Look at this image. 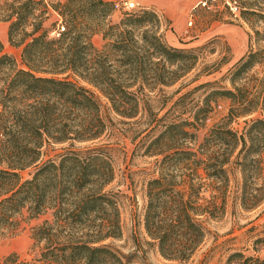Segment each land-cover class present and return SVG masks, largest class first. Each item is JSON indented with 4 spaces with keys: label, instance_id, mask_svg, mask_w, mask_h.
<instances>
[{
    "label": "trees",
    "instance_id": "trees-1",
    "mask_svg": "<svg viewBox=\"0 0 264 264\" xmlns=\"http://www.w3.org/2000/svg\"><path fill=\"white\" fill-rule=\"evenodd\" d=\"M243 4L240 18L253 33L230 70L233 88L211 91L190 120L175 114L187 93L163 115L150 103L199 61V49L168 43L170 21L154 9L125 11L109 23L113 0H0L24 66L0 39V236L18 234L23 219L51 216L32 227L38 256L11 253L3 264H135L105 242L122 235L119 192L107 189L115 178L113 148L102 141L108 123L98 96L78 79L123 118L141 123L146 112V126L132 141L139 138L135 151L156 158L158 175L147 180L139 223L165 258L188 261L205 239L203 217L220 215L230 199L246 210L264 203V77L237 84L264 62V31L254 26L264 22V0ZM96 33L101 47L92 41ZM218 97L231 101L228 113L198 142L196 131ZM253 114L259 116L241 131L232 127ZM65 143L63 153L44 159L47 147ZM254 244H264V236ZM226 264H264V257L235 250Z\"/></svg>",
    "mask_w": 264,
    "mask_h": 264
},
{
    "label": "rangeland",
    "instance_id": "rangeland-1",
    "mask_svg": "<svg viewBox=\"0 0 264 264\" xmlns=\"http://www.w3.org/2000/svg\"><path fill=\"white\" fill-rule=\"evenodd\" d=\"M115 1V0H113ZM132 9L118 8L109 16L107 22H118L125 11H137L144 7L138 4ZM241 6L244 2L252 0H237ZM199 0H196L189 8L185 18V30L179 38L181 45L178 48H197L199 61L195 68L182 77L172 86L165 87L162 96L153 94L150 103L154 110L163 115L178 97L187 93L188 95L181 101L175 109V114H181L182 118L192 119V114L199 105H202L205 97L215 89L233 88L230 70L233 65L242 57L249 47V34L253 33L250 24L240 18V12L233 13L230 8L221 1L211 8L202 6L196 7ZM154 9L163 18L172 21L164 13ZM3 15L0 14V21ZM57 19L52 16L46 26ZM192 21V23H190ZM9 24L8 21H4ZM255 28L264 31V22L254 23ZM166 31V39L167 32ZM53 31L51 35H56ZM92 41L98 47L104 43L102 33H96ZM7 47L4 52L12 55L17 67H24L21 63L22 47H17L9 42V35L6 39ZM170 44V42L168 41ZM254 47L258 44L252 43ZM259 46L264 48V39L259 41ZM254 77H264V62L256 64L249 70L237 84L253 85ZM94 91L98 96L102 111L108 123L106 135L102 141L109 142L112 151V159L115 166V178L107 186V189L119 192V208L121 212L122 235L119 238L108 239L109 243L116 251L123 255H132L135 264H226L228 255L235 251H243L246 255H258L264 257V244H254L256 238L264 236V203L253 210H246L239 205H233L231 199L227 202L220 215H206L203 217L206 236L200 247L193 256L186 262L165 258L159 251L157 245L148 243V236L142 223H139L141 213L145 203L146 183L150 178L158 175L156 158L142 154V150L135 151L136 141H132L134 133L145 127L147 120L146 112L142 110L138 119H127L117 115L110 109L108 101L92 85L77 80ZM0 80V86H1ZM214 109L205 120V126L200 127L196 134L198 142L201 141L208 128L227 115L231 101L225 97H218L216 102L211 103ZM253 114L247 117L236 119L232 127L241 131L246 124V120L257 117ZM193 130V129H191ZM89 142L77 143L76 147H83ZM65 144H55L47 147L44 159L54 157L55 154L65 151ZM28 169L22 172L24 178L29 177ZM212 192L207 190L204 196L210 198ZM219 202V200H217ZM51 217L46 214L43 217L23 219L20 232L14 235L0 236V264L4 258L11 253H16L21 259H32L38 256V248H33L32 227L41 223L44 218ZM256 246V247H255Z\"/></svg>",
    "mask_w": 264,
    "mask_h": 264
},
{
    "label": "crops",
    "instance_id": "crops-1",
    "mask_svg": "<svg viewBox=\"0 0 264 264\" xmlns=\"http://www.w3.org/2000/svg\"><path fill=\"white\" fill-rule=\"evenodd\" d=\"M142 7L155 8L164 13L172 21V27L167 32V38L171 45L180 46L179 38L185 30V18L189 8L196 0H137ZM9 24L0 21V39L7 47Z\"/></svg>",
    "mask_w": 264,
    "mask_h": 264
},
{
    "label": "built area",
    "instance_id": "built-area-1",
    "mask_svg": "<svg viewBox=\"0 0 264 264\" xmlns=\"http://www.w3.org/2000/svg\"><path fill=\"white\" fill-rule=\"evenodd\" d=\"M219 1L221 0H199L196 7L202 6L204 8H211ZM222 2L226 4L230 8V10L235 14L241 11V6L237 0H222ZM136 5L137 4L134 0H115L114 1V8L116 9L118 8L132 9L136 7ZM190 23H192V21Z\"/></svg>",
    "mask_w": 264,
    "mask_h": 264
}]
</instances>
